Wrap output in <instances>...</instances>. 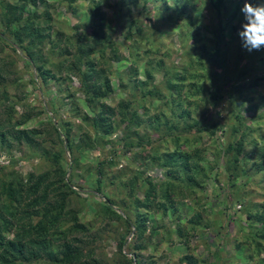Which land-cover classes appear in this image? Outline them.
<instances>
[{
	"label": "trees",
	"instance_id": "1",
	"mask_svg": "<svg viewBox=\"0 0 264 264\" xmlns=\"http://www.w3.org/2000/svg\"><path fill=\"white\" fill-rule=\"evenodd\" d=\"M79 1H58V5L67 7L72 16L80 18L83 15L87 19L77 21L71 28L74 31V36L68 37L67 30H59L57 24H54L53 15L50 13L52 7L47 0H0V42L3 46L15 53L22 52L23 56L27 58L28 66L34 68L36 72L35 82L41 86L48 88L52 82L69 81V78L62 77L64 72L77 78L79 84L77 91L84 95L83 104L87 109L82 111L79 104L74 103L70 110L72 114L69 116L68 113H61L57 110L53 100H49L43 104L44 107L38 109L31 108L29 104H22L25 114L19 118L16 105L20 103L14 102L6 108L7 110L5 109L8 119L3 125L0 123V153L5 152L8 161L0 165V264H102V261L96 257L97 248L93 246L95 239L90 234L96 230V224L82 222L85 217H79L70 209L73 197H77L83 202L86 201L85 198L78 197L81 194L74 187L79 188L80 192H84L86 196L97 199V203L92 204L95 210L94 222L97 220L108 222L107 220H109V222L118 223L124 228L123 235L121 234L122 236L116 239L118 242L117 254L114 260H111L110 263L104 262L105 264H143L141 252L148 248L144 237L148 231L147 222L152 218L154 207L157 208L156 213L160 212L161 218H163L169 217L170 205H180L181 201L190 199H193L194 202L204 200L203 192L210 177L208 178V170L199 164L205 160L203 151L206 152L207 149H197L195 153L186 150L191 147L188 138L173 132L171 129L174 128V124L169 125L170 128L165 127L166 135L158 140L155 139L156 134L153 135L154 140L152 137L146 140L138 136L139 131L149 127L152 122L156 133L163 131L159 120L161 117L152 120L148 118L145 109L140 111L146 101L155 97V93L148 90L153 81V74L150 70L152 67L147 69L146 80H138L132 84V87L123 75L119 79L120 87L123 90L128 89L131 92L138 87L143 94L142 97L136 99L137 96L135 98L131 96V99L120 100L117 105L118 112H115L111 108L112 106L107 104L108 101L113 100L112 96L115 90L107 75V70L99 68L96 60L100 62V58L106 56L107 50H111L115 54L113 61L116 59L120 62L122 57H116L118 50L108 34V25L105 22L100 3H98L100 0H89L88 9L81 14H78L77 4ZM144 1L147 9L148 27L152 29L149 36L152 38L144 36L145 29L142 27L137 28V33L149 41L162 43V40L158 39L161 28H172L176 22H189L194 13L205 6L211 10L212 14L210 15L216 20L218 19L220 23V25L218 23V28L223 26L221 28L222 35L228 31H237V26L234 24L230 26L231 21L224 18L225 15H228L230 6L232 8V0H205L202 2L203 6L199 8L195 7L194 0H173V5L166 3L162 5L159 3L160 0ZM243 1L245 2V0H240L235 5V9H230L233 10L235 16L241 10ZM148 4H153V12L149 10ZM125 5H127L125 0L120 1L119 11L123 10ZM201 19L200 16L197 19L198 29L201 27ZM219 37L223 38L224 36L220 35ZM225 37L228 39L227 43L212 40L213 43L208 44L210 50L202 57L197 52L191 53L197 50L198 45L196 39L199 38V32H195L189 48L182 46V51L184 49L185 51L180 56L181 63L178 74L183 70L181 68L183 62L190 60L189 66L194 67V61L199 59L204 72L195 70L197 72L190 74L189 77L188 74L187 77L182 76V79L184 81L190 79L192 82V79H196L200 84L192 85L197 87V94L202 95L204 105L211 104V109H213L225 101L235 113L236 120L244 124L241 111L249 101L243 98L244 93L239 91L241 88L239 84L238 86L229 85L228 99L224 98L228 73L234 74L239 68H242L237 76L239 79L246 77L248 71L260 74L264 70V59L262 53L254 51L248 54L251 56L250 63L255 66L252 64L253 67L246 68L245 66L232 65L234 62L232 54L236 47L234 42L237 40V36ZM4 47L1 48L4 49ZM239 50L244 51L241 48ZM245 51L249 52L246 49ZM236 53L240 58L242 57L241 52ZM254 58H258L255 63ZM2 61L3 59L0 57V64L3 63ZM203 63L207 64L204 70ZM179 65L170 68L166 75L173 73L176 69L179 70ZM1 67L0 96L7 98L9 94L3 89L7 88V78ZM135 75L137 80L138 70H135ZM259 78L247 89H253L252 85L255 83L256 86H259L261 80L264 83V71ZM129 81L131 83L132 80ZM164 81V87L169 92V96L174 97L171 94L173 87L177 90L178 95L181 94L183 87L180 84L175 81L173 83L171 78H165ZM176 81L181 83L180 80ZM203 82L205 85L201 84ZM206 83H209L210 86H207ZM60 92L63 91L60 90ZM195 93L192 95L194 96ZM69 98L72 99V95ZM262 100L264 101L263 97ZM173 103L179 105L180 100L177 99ZM2 106L4 105L0 104V108ZM63 107L61 105V109ZM32 111H35V115H32ZM90 112L91 114H89ZM43 115L48 117V124L38 126L47 125L45 131L38 126L32 129L27 128L28 125H33V121L42 119ZM209 121L211 120L204 119L196 123V127L190 125L185 127L192 131L202 125L208 126ZM167 124H170V121H167ZM217 127L213 128L215 132L222 130L221 127ZM246 128L248 129V127ZM75 129L77 132H73ZM231 129V132L235 134L240 132L239 128H235L234 125L231 126ZM84 130L86 133H83ZM120 130L123 132L122 136L111 140V135ZM215 134L213 132L211 137H215ZM46 135H48L51 149L45 146ZM245 135L247 134L241 132V136L231 140L232 133H230L225 142L226 147L223 155L226 162L224 165L228 174V184H232L230 191L233 192L237 188V180L245 167L242 166V162L249 160L247 154L244 155ZM78 137L80 144L75 142ZM222 140V137L218 140V146ZM159 141L163 142V145ZM169 142L175 146L173 150L167 147ZM62 143L64 147H61ZM107 144L112 148L107 152L108 155H106ZM138 147L141 148V151H135ZM182 147L185 149L183 150ZM24 149L27 151L23 152ZM56 149L59 151L56 152ZM147 149H153L158 155L161 154L157 158L152 157L151 159L154 160L152 163H156L157 167L163 171L164 180L154 183L149 174L144 177L146 170L135 172V178L131 184L132 194L129 195L130 203L128 205L123 202L122 207L113 199L105 196L107 186H104L102 181L104 169L105 167L114 168L118 165V159L121 154L124 155L125 151L126 154L131 153L136 160L142 163L147 162V158L142 156V153ZM16 151L24 154L20 157L14 156L13 152ZM88 152L101 153L100 163L94 172L95 175H98L95 182L91 179H87L85 182L88 175H85L84 172H77L80 155ZM67 153L71 155L72 160L68 161ZM29 160H39L47 164L48 170L46 172L32 170L26 176L15 171L19 163ZM69 170H71V174L67 179ZM122 175L125 176V174ZM250 175L251 173L248 174L249 177ZM140 181H143L144 186L140 190L143 193L142 197L138 196L140 191L137 193ZM239 197L240 195L238 196L235 192L231 199L239 200ZM191 204L193 203L191 202ZM195 212L199 215L193 216ZM187 214L186 216L171 214L173 220L179 221L174 228L165 230L166 236L159 239L153 247L154 251L159 252L163 247L178 244L177 254L180 261L183 264H198L193 254L189 252L193 235L200 233L199 229H203V227L218 230L219 227L217 221L211 219L206 211L200 214L198 209L191 208ZM251 217L253 215L249 214V218ZM259 221L263 222L264 217ZM8 233L12 234V237H7ZM262 234L261 232L258 238ZM175 236L177 240H175ZM257 245L259 246L258 242Z\"/></svg>",
	"mask_w": 264,
	"mask_h": 264
},
{
	"label": "rangeland",
	"instance_id": "2",
	"mask_svg": "<svg viewBox=\"0 0 264 264\" xmlns=\"http://www.w3.org/2000/svg\"><path fill=\"white\" fill-rule=\"evenodd\" d=\"M47 1L52 7L50 13L53 15L54 24H57L59 30H67L69 33H67L68 37L74 36V31L71 28L77 21L87 20L83 15H81L80 18L72 16L67 10V7L58 5L59 0ZM120 1L123 0H100L98 2L105 16V22L108 25V34L111 39H113L118 50L116 57H122L120 62L116 59L113 61L115 54L112 53L111 50H107L106 56L100 58V62L96 60V63L98 62V66H100L99 68L107 70V75L115 90L112 96L113 100L108 101L107 104L111 105V108L115 112H118L117 105L120 100L131 99V96L134 98L137 96L136 99L142 97L143 94L138 87L131 92H129L128 89L123 90L120 87L119 79L124 76L127 82H129L130 87H132V84H135L138 80L145 81L147 69L152 67L150 70L153 74V81L151 86L149 85V88H147L148 90H152V93H155V97L149 99L148 102L146 101L144 107H142L140 111H144L145 109L148 118L152 120L161 117L159 120L163 131H161V133H156L157 131L153 128L154 124L152 122L149 124V127L139 131L138 136L146 140L152 137L154 140L153 135L156 134L155 139L158 140L166 135V131H164L165 127L170 128L169 125L174 124V128L171 130L178 135L188 138L189 146L191 147H188L186 150L195 153L197 149H207L206 152L203 151L205 160L199 165L204 166L205 169L208 170V178L210 177L206 182L207 185L203 192L204 200L202 202H194L193 199H190L193 204H191L190 200H186L181 201L180 205H170L169 217L163 218H161L160 212L156 213L157 208L154 207L153 214L151 215L152 218L147 222L148 231L144 238L148 248L146 251L141 252L142 263L183 264L180 258H178V244L176 246L163 247L159 252L154 251L153 246L159 239H163L166 236L165 230L174 228L175 224L179 221L173 220L171 214L186 216L188 215V210L192 208L193 210L198 209L200 214L206 211L211 219L217 221L216 223L219 227V230L213 227V229L203 227V229H199L200 233L193 235L189 252L193 254L198 264H264V221H259L264 217V101L262 100V97L264 98V91H261V89H264V83L261 80V82L259 81V86H256L255 83L252 85L253 89H247L255 80L260 79L259 77L262 76L264 70H262L260 74H256L254 71H248L249 73L246 74V77L240 79L237 76L240 74L242 68H239L234 74L231 72L228 73V80H226L227 88L224 98L228 99L227 93L230 89L229 85L238 86L239 84L241 85L239 91L244 93L243 98L249 101L242 107L241 111L244 124L236 120L235 113L225 101L218 105L217 108L213 109H211V104L204 105L202 102V95L197 94V87H193L192 85L200 84L196 79H192L193 82L188 78L187 81L182 79V76L187 77V74L189 77L190 74L197 71L204 72L201 69L199 59L194 61V67L189 66L190 60H187L188 62H183V64H181L183 70L178 74L180 71L179 64L181 63L180 56L181 53L185 51V49L182 51V46L189 48L191 45V38L194 37L195 32H199V38L196 39L198 45L196 47L197 50L191 53L197 52L203 57V54L208 53L207 51L210 50L208 44L213 43L212 40L227 43L228 39L225 36L230 38L237 36V40L234 42V46H236L235 51L241 52L242 57L240 58V56L233 51L232 57L234 62L232 65H236L237 67L239 65L242 67L245 66L246 68L255 66L253 63V66L250 63L251 56L248 54L254 51H245L238 37V32L241 30L244 19L241 10H239L236 16L233 10H230L232 8L235 9V5L240 2V0H232V8L230 6L228 15L224 17L227 21H231L229 23L230 26L233 24L237 26V31H228L225 35H222L221 28L223 26L218 28V19L216 20L213 18L210 15L212 14L211 10L205 6L206 8L204 7L201 10H197L192 20L189 22H176L172 28H161L158 33V39L162 40V43L149 41L146 37H141L139 33H137V28L142 27V29H145L144 36L152 38L149 36L152 33V29L148 27L145 1L125 0L127 5L124 6L123 10L119 11ZM203 1L205 0H194L195 7H202ZM159 3L162 5L165 3L174 4L173 0H160ZM242 3H244V1ZM77 5L78 14H81L88 9L90 2L89 0H80ZM148 6L149 10L153 12V4H148ZM199 16L202 17L200 20V29L197 27V19ZM220 35L224 37L220 38ZM153 36L155 38V32ZM1 47L4 46L0 42V57L3 59V63L0 64V66H2L1 69L4 71V76L7 78V88L3 89L9 94L7 98L0 96V104L4 105L0 108V123L2 125L8 119L5 109L10 107L14 102L20 103L16 105L18 118L25 114V109L22 108V104H29L31 108L38 109L44 107L43 104L47 103L49 100L54 101L53 104L56 106L57 110L61 113L66 112L69 116L72 114L70 110L73 108L74 103H78L82 111L87 110L85 109V104H83L84 95L77 91L79 88L77 78L64 72L62 77L69 78V81L52 82L48 88L43 85L41 86L38 82H35L36 72L34 68L28 66L27 58L23 56L22 52L18 51L15 53L9 48L4 47L3 49ZM239 47L245 52L240 51ZM257 53H262L264 59V50L257 51ZM257 59L258 58H254V63L257 62ZM178 65L179 70L176 69L173 73L166 75L167 72L169 73L170 68L177 67ZM206 65L207 64L203 63V70ZM135 70H138L139 76L137 80ZM111 71L112 73L110 74ZM165 78H171L173 83L175 81L180 84V86L183 87L181 94L178 95L177 90L173 87L171 89V94H173L174 97L169 96V92H167L164 87ZM130 79L132 80L131 83L129 81ZM197 79H199V77H197ZM176 80H180L181 83ZM201 84L205 85L204 82ZM206 84L210 86L209 83ZM140 88H142V86H140ZM60 90L63 92H60ZM194 93L195 95L193 96L192 94ZM70 95H72V99L69 98ZM177 99L180 100L179 105L173 103ZM61 105L64 106L62 109ZM31 113L35 115V111ZM89 114H91V112ZM206 117L211 120L208 126L202 125L200 128H195L192 131L185 127L186 125L196 127V123L204 119L208 120ZM41 118L42 119L39 121H33V125H28L27 128L32 129L40 124H48L47 116L43 115ZM167 121H170V124L166 125ZM232 125H234L235 128H239L240 132L237 134L231 132ZM214 127H221L222 130L215 132L213 129ZM246 127H248V129ZM39 128L45 131L47 125ZM201 128L202 130L199 131ZM86 130H84L83 133H86ZM73 132H77V130L75 129ZM213 132L214 134L216 133L214 135L215 137H211ZM241 132L247 134L244 136V155L247 154L249 160H244L242 162V166L245 167L237 180V188H235L233 192L230 191L232 184H228V174L225 171L224 165L226 159L223 153L225 151V142L228 140V135L232 133V138H230L232 140L235 137L241 136ZM122 133V130L117 131L115 134L111 135V140L120 138ZM225 136H227V138H225ZM221 137L223 140L218 146L217 143ZM79 141L80 139L78 137L77 140H75L76 144H80ZM44 142L45 146L51 149V144L48 142V135L45 136ZM159 142L163 145V142ZM61 147H64L63 143ZM106 147L108 148L106 149V155H108L107 152L112 150V148L108 144ZM167 147H169L170 150L175 148L171 142L168 143ZM182 149L184 150L185 147H182ZM139 150L141 151L140 147L135 149V151ZM25 151L27 150L24 149L23 152ZM55 151L58 152L59 149ZM13 154L14 156L20 157L24 153L16 151L13 152ZM67 154L69 157L68 161L72 160L71 155L69 153ZM125 154L126 151L124 155ZM124 155H120L121 157L118 159V165L114 168L105 167L104 176H102L103 185L107 186L105 188V196L113 199L118 205H122V207L124 205L123 202H126L128 205L130 203L129 195L132 194L131 184L135 178V172L146 170L144 177L149 174V177L154 180V183H160L164 180L163 171L157 167L156 163H152L154 162V160L151 159L152 157L157 158L161 155H158L155 150L147 149L142 153V156L148 160L143 163L133 158L131 153ZM193 157L196 158L195 155H193ZM100 158V152H88L80 155L79 169L77 172H84L85 175H88L85 182L87 179H91L93 182L97 180L98 175H95L94 172L97 170L96 167L100 163ZM7 161V154L2 151L0 153V165ZM48 167L47 164L39 160H29L25 163H19L15 171L26 176L32 170L36 172H46ZM51 170L52 167L50 168V171ZM249 173H251L250 177L248 176ZM70 174L71 170H69L67 179ZM122 174H125V176ZM209 174L211 175L209 176ZM143 187V181H140L139 187H137V193ZM74 189L81 194L78 197L81 199L85 198L86 201L84 200L83 202L77 197H73L70 209L78 214L79 217H85L82 219V222L86 224H96V230L90 232L91 236L95 239L93 246L97 248L95 251L96 257L102 261V264L107 262L110 263L117 254L118 242L116 239L123 235L124 228L118 223L109 222V220H107L108 222H99L100 220L94 222L95 210L92 204H96L97 199L86 196L84 192H80L79 188L74 187ZM235 192L238 196L240 195L239 200L231 199V196ZM138 196L142 197L143 193L140 191ZM119 213L122 212L119 211ZM249 214L253 215V217L249 218ZM195 215L199 214L195 212L193 216ZM261 232L263 234L258 238ZM7 237H12V234L8 233ZM175 240H177L176 236ZM257 242L260 247L257 245Z\"/></svg>",
	"mask_w": 264,
	"mask_h": 264
},
{
	"label": "clouds",
	"instance_id": "3",
	"mask_svg": "<svg viewBox=\"0 0 264 264\" xmlns=\"http://www.w3.org/2000/svg\"><path fill=\"white\" fill-rule=\"evenodd\" d=\"M244 17L238 37L249 52L264 50V0H245L241 8Z\"/></svg>",
	"mask_w": 264,
	"mask_h": 264
}]
</instances>
